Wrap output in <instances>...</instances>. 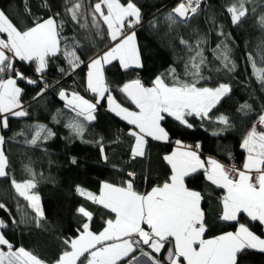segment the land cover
Listing matches in <instances>:
<instances>
[{"label": "trees", "instance_id": "obj_1", "mask_svg": "<svg viewBox=\"0 0 264 264\" xmlns=\"http://www.w3.org/2000/svg\"><path fill=\"white\" fill-rule=\"evenodd\" d=\"M100 1L0 0V11L18 33L52 18L58 35L59 51L47 56L44 72L38 71L35 60L20 61L14 55L0 64V81L18 78L23 107L22 115H6L0 125L6 162V174L0 176L5 241L0 247L25 251L45 264H54L70 250L86 226L99 232L113 218V212L94 199L103 183L141 194L167 183L171 168L164 157L176 142L193 148L199 144L203 159L210 156L241 166L251 127L264 120V0H203L184 22L171 13L181 0H118L136 6L141 19L133 27L140 67L124 70L114 61L103 68L105 86L118 103L137 108L121 90L136 73L147 90L157 78L187 92L229 88L207 113L186 110L180 121L164 112L160 123L167 140L147 137L144 154L133 158L132 126L107 111L104 100L88 121L59 95L62 89L88 94V61L112 44L96 8ZM67 46L80 62L73 78L67 76L59 53ZM53 82L59 85L53 88ZM28 182L39 198L40 214L16 189V184ZM184 183L202 196L205 237L234 232L238 225L264 236L263 225L246 215L221 219L223 189L209 182L203 170L188 174ZM163 258L160 254L158 260ZM234 259L233 264H264V250L245 248Z\"/></svg>", "mask_w": 264, "mask_h": 264}, {"label": "crops", "instance_id": "obj_2", "mask_svg": "<svg viewBox=\"0 0 264 264\" xmlns=\"http://www.w3.org/2000/svg\"><path fill=\"white\" fill-rule=\"evenodd\" d=\"M96 8L104 18L109 29V37L112 39V44L105 51L88 61L85 89L96 94V98L87 101L82 94L69 89H62L59 95L65 105L83 115L88 121L93 119V113L101 100H104L107 111L123 119L124 107L114 99L111 91L105 86L101 71L104 66L114 61H117L124 70L140 67L141 59L135 30L120 37V27L122 23H129V19L133 23H129L131 26H137L141 19L137 8L132 3L122 5L118 0H101ZM42 21L22 33H18L15 29L14 31L5 30L2 24L0 25V33L4 34L3 36L0 34V41H5L6 49L10 54L20 61L35 60L40 73L45 71L47 56H54L59 50L55 20L47 18ZM5 54L0 50V64L8 56ZM93 72L99 75L97 86L89 82V76ZM157 87L162 90L163 88H175V90L168 92L173 97L172 100H162L164 104L154 120L137 118L133 124L125 121L132 126V133L135 135L131 152L133 158L144 154L147 137L160 142L167 140L168 133L164 131L160 123L167 102H173V105L167 106V109L180 121L186 110L207 113L211 108L192 100L202 98L200 90L187 92L177 86H167L159 78L155 79L148 90L150 95L148 103L156 95ZM20 94L21 88L14 80L0 81V104L5 108L1 115L23 111ZM142 104L135 105L136 109L143 107ZM4 123L0 118V125ZM135 131L138 134H135ZM257 141L256 138L245 141L247 149L242 161L244 169L259 171L264 169V143L259 145ZM252 157L255 162L248 161V158L252 159ZM164 159L171 168L169 181L145 194L134 192L127 187L103 183L100 193L94 196V199L101 206L111 210L114 214L113 218L107 220L105 227L99 232L93 233L86 226L78 236L73 238L70 250L63 253V256L54 264H79L81 258L85 260L80 264H120L121 262L123 264H152V262L233 264L235 255L240 250L245 248L264 250V236L253 234L245 225H238L234 232L205 237L202 196L197 190L188 188L184 183L188 174L203 170L209 182L223 189L220 199L221 219L233 221L239 214L246 215L252 220H258L264 230V172L259 177L260 185L257 188L252 187L245 176L231 184L222 173V164L217 159L210 156L203 159L192 146L180 142H176L172 151L166 153ZM5 167L6 162L2 151L0 152V176L6 174ZM31 188L32 184L29 182L16 184L17 191L32 203L35 211L40 214L39 198ZM29 194L33 196L29 197ZM4 242L0 234V244ZM138 244L144 246L143 250L149 257L134 260L133 251ZM23 252L25 253V251H4L0 247V262L8 259L7 256L10 255L22 257ZM160 254L164 256L163 261L158 260ZM23 259L17 264L27 263L25 258Z\"/></svg>", "mask_w": 264, "mask_h": 264}, {"label": "rangeland", "instance_id": "obj_3", "mask_svg": "<svg viewBox=\"0 0 264 264\" xmlns=\"http://www.w3.org/2000/svg\"><path fill=\"white\" fill-rule=\"evenodd\" d=\"M136 7V6H135ZM129 21V23L130 24H133L132 23V20L131 19H129L128 20ZM127 21V22H128ZM129 23H125V24H129ZM2 24V27H3V29H9L10 31H12L13 29H14V27H13V25L11 24V22H8L7 21V19H6V17L4 16V14L0 11V25ZM125 24H123L122 23V26H124ZM132 27H134V26H132ZM12 28V29H11ZM14 31V30H13ZM0 45H1V47H0V50L2 51V52H4V53H6L5 55H7L8 54V56L7 57H9L10 55L12 56L13 54H10V52L6 49L7 47H6V44H5V41L4 40H1L0 41ZM101 72H103V69H102V71ZM103 75H104V72L102 73ZM20 76V75H19ZM19 78H21V77H19ZM7 79H11V80H14L15 81V83H16V85L18 86V84H17V77H9V78H7ZM22 79V78H21ZM98 80H99V75H97L95 72H93V73H91L90 74V76H89V82L90 83H92V85H94V86H97V84H98ZM18 87H20V86H18ZM170 89V90H169ZM172 90H175V88H163V90L162 89H159L158 87L155 89V91H156V95L154 96V98H153V100L152 101H149V103L148 102H144L143 104H142V106L143 107H139L140 109H136V108H128V107H126V106H123L124 107V113H122L123 114V119H121V120H123V121H126V122H128V123H130V124H133L134 123V121H136L137 120V118H140V119H143V118H145V119H147V118H150V119H148V120H154V117L161 111V109H162V105L164 104V102L162 101L163 99H164V101L166 100H172L173 99V97L168 93L169 91H172ZM198 90H200V92H201V96H202V98H196V99H192L194 102H196V101H199V103L202 105V106H207L208 108H210V107H212V106H214V104H216L217 103V101L221 98V97H223L226 93H228V90H229V88H228V86H225V85H220V86H217L216 88H208V87H206V88H201V89H198ZM89 92V91H88ZM89 94H92V95H90V98H89V100L88 99H86L84 96V98L87 100V101H90L91 99L92 100H94L95 98H96V94H93V93H89ZM112 96H113V94H112ZM152 99V98H151ZM115 104H118V103H115ZM173 105V102H167L166 103V108L163 110L165 113L167 112L168 114H170L169 113V111H168V107H171ZM117 106H119V105H117ZM168 106V107H167ZM114 109V108H113ZM207 109V108H206ZM4 111H5V108H4V106L3 105H1L0 104V118L1 119H3V123H4V121H6V119H5V114L4 115H1V114H3L4 113ZM115 111V110H114ZM13 115L15 114V115H17V116H20V115H22L23 114V111H19V112H17V111H14L13 113H12ZM163 114V113H162ZM2 116V117H1ZM116 116V115H115ZM118 117V116H117ZM119 118V117H118ZM120 119V118H119ZM135 134H138L137 133V131H135L134 132ZM250 137L251 138H253V139H257L258 141H257V143L259 144V145H262L263 143H264V136H261V137H259V136H257V135H254V134H251L250 135ZM250 138V139H251ZM246 140H248V139H246ZM247 142V141H246ZM245 142V143H246ZM247 149V148H246ZM2 150V140H1V135H0V152H2L1 151ZM248 161H254V157H252V159H250V158H248ZM255 162V161H254ZM23 192V191H22ZM24 194H27L28 195V193L27 192H24ZM31 196H33V194H29V197H31ZM0 228H1V224H0ZM0 234H2L1 233V230H0ZM138 249H140V250H142L143 252H145L143 249H144V246H140L139 244H138V246H136L135 247V249H134V251H133V256H134V254L136 253V251H138ZM11 252H14V251H11ZM146 254H145V256L146 257H149L148 256V254H147V252H145ZM23 258H25V260L27 261V263H25V264H45L43 261H40L38 258H36V257H33L32 255L30 256L28 253H22V255H21ZM8 257V259H6L5 261H1L0 262V264H2V263H5V264H17V262L19 261L20 262V260L21 259H23L22 257H20V256H16V257H13V256H7ZM136 259V258H135ZM134 259V260H135ZM24 260V259H23Z\"/></svg>", "mask_w": 264, "mask_h": 264}, {"label": "built area", "instance_id": "obj_4", "mask_svg": "<svg viewBox=\"0 0 264 264\" xmlns=\"http://www.w3.org/2000/svg\"><path fill=\"white\" fill-rule=\"evenodd\" d=\"M202 1L203 0H181L179 3H177L176 6H181V5H185L186 6V20H188L189 18L192 17L193 13H195L197 10H199V8L202 5ZM185 20V21H186ZM134 30V28L130 25V24H125L124 26L120 27V37L124 36L125 34H127L129 31ZM59 51V50H58ZM60 56L62 57L64 63L66 64V69H67V73H69L67 76L70 77H74V72H76L77 68L80 67V62L78 61V59H75V56L73 54V52L71 51L70 46H67L65 48L64 51H60ZM66 76V77H67ZM138 73H136V78L135 80L138 79ZM54 87L56 88V86H58V82H53ZM90 92H88V94H82L86 99L89 100ZM250 134H254L257 135L259 137L264 136V120L258 119L251 127V131ZM199 147L200 145L197 144L193 149L198 153L199 151ZM234 158L232 157L231 161H233ZM222 164L221 168H222V173L225 174L227 180L232 184V183H236L237 181L240 180V178L242 176L247 177L248 182L251 184L252 187H259L260 183H259V177L260 175L264 172L263 171H259L256 169H252V170H247L244 169L243 165L238 166L237 164H235L234 162L231 163H225V162H220ZM145 252H143L142 250L138 249V251H136V253L134 254L133 258L139 260V258L142 257H146L145 256ZM152 264H160V263H154L152 262Z\"/></svg>", "mask_w": 264, "mask_h": 264}, {"label": "water", "instance_id": "obj_5", "mask_svg": "<svg viewBox=\"0 0 264 264\" xmlns=\"http://www.w3.org/2000/svg\"><path fill=\"white\" fill-rule=\"evenodd\" d=\"M171 13L181 21H185L187 18L185 15V5L173 7ZM121 90L127 97L128 101L136 106H139L150 99L149 91L144 88L138 80H132L131 83L123 86Z\"/></svg>", "mask_w": 264, "mask_h": 264}, {"label": "bare ground", "instance_id": "obj_6", "mask_svg": "<svg viewBox=\"0 0 264 264\" xmlns=\"http://www.w3.org/2000/svg\"><path fill=\"white\" fill-rule=\"evenodd\" d=\"M177 18V17H176ZM180 22H182L179 18H177ZM184 22V21H183Z\"/></svg>", "mask_w": 264, "mask_h": 264}]
</instances>
